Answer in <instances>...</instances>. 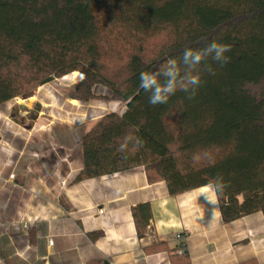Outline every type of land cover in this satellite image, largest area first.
Here are the masks:
<instances>
[{
	"label": "trees",
	"instance_id": "trees-1",
	"mask_svg": "<svg viewBox=\"0 0 264 264\" xmlns=\"http://www.w3.org/2000/svg\"><path fill=\"white\" fill-rule=\"evenodd\" d=\"M213 41L228 63H185ZM73 73L68 99L90 103L103 86L126 107L83 136L75 183L143 167L174 197L218 179L225 223L264 214V0H0V106ZM171 83L166 103H149ZM133 215L143 238L151 208ZM180 250L174 264H190Z\"/></svg>",
	"mask_w": 264,
	"mask_h": 264
},
{
	"label": "crops",
	"instance_id": "crops-1",
	"mask_svg": "<svg viewBox=\"0 0 264 264\" xmlns=\"http://www.w3.org/2000/svg\"><path fill=\"white\" fill-rule=\"evenodd\" d=\"M49 85L18 105L21 122L12 101L0 106V264H174L182 244L190 264H264V214L225 223L206 186L173 197L143 167L75 183L82 138L110 111ZM142 205L152 217L139 238L133 210ZM159 244L168 250L147 253Z\"/></svg>",
	"mask_w": 264,
	"mask_h": 264
},
{
	"label": "clouds",
	"instance_id": "clouds-1",
	"mask_svg": "<svg viewBox=\"0 0 264 264\" xmlns=\"http://www.w3.org/2000/svg\"><path fill=\"white\" fill-rule=\"evenodd\" d=\"M230 51V47L225 44H221L218 42H211L206 46L204 50L198 53L186 52L185 54V63L189 64L192 67H195L201 60L211 57L215 62L220 63L221 65L228 63V57L225 53ZM142 83L148 84L147 74H142ZM200 79L198 75H189L187 78V82L184 85V90L190 92L191 95H194L196 87L199 86ZM175 84L171 83L165 88L163 91L159 88L154 90L149 97V103L156 105L167 102V98L169 94L174 93ZM221 187L219 180L217 179L216 183L213 184L209 182V184L203 189V192L207 194L206 198L209 202L214 203L216 199V191Z\"/></svg>",
	"mask_w": 264,
	"mask_h": 264
},
{
	"label": "rangeland",
	"instance_id": "rangeland-1",
	"mask_svg": "<svg viewBox=\"0 0 264 264\" xmlns=\"http://www.w3.org/2000/svg\"><path fill=\"white\" fill-rule=\"evenodd\" d=\"M81 80H82L81 78H75L74 79L72 77H70L68 81H62L61 79H58V80L54 81L53 83H51L47 87V89H50L52 91L54 90L56 92H59L65 99H68L67 96H66L67 91L70 90V88L73 87V85H75L76 83L80 82ZM93 92L97 96V99L96 100H94V101H92L90 103H87V104H83V103H80V102L79 103L81 105H89V104H92L93 105V104H96V105H99V107L100 106L101 107H104V108H107L108 107V110L110 111V113L116 112L117 111V106L120 107V108H122L121 111L125 108V105L123 103L110 100L111 97H112V94H111V92L107 88H105L103 86H96L93 89ZM34 93H36V92H34ZM25 98H27V97L18 98L16 100L12 101V103H11V106L14 107L13 112L15 111L17 120L19 122L22 121V118L20 117L21 115H19L20 109L18 108V105L19 104H25V102H26L25 100H28V99H25ZM69 100H71V99H69ZM74 101H76V100H74ZM116 102H117V104H116ZM112 103H114V104H112ZM40 109H41V105L38 104V103L33 106V111L34 112H37ZM34 112H33V114H31V115H29L27 117L28 121L29 120H32L35 117V113ZM107 114H109V113H106L105 115H107Z\"/></svg>",
	"mask_w": 264,
	"mask_h": 264
},
{
	"label": "built area",
	"instance_id": "built-area-1",
	"mask_svg": "<svg viewBox=\"0 0 264 264\" xmlns=\"http://www.w3.org/2000/svg\"><path fill=\"white\" fill-rule=\"evenodd\" d=\"M14 178H15V174H12V175L10 176V179H14ZM98 213H99L100 215H103V214H104V210H99ZM174 239L177 240V241H180V242H184V241H185V237L182 236L181 234L176 235V236L174 237Z\"/></svg>",
	"mask_w": 264,
	"mask_h": 264
},
{
	"label": "bare ground",
	"instance_id": "bare-ground-1",
	"mask_svg": "<svg viewBox=\"0 0 264 264\" xmlns=\"http://www.w3.org/2000/svg\"><path fill=\"white\" fill-rule=\"evenodd\" d=\"M70 77H72L74 79L75 78H81V79L83 78V76L80 73H73L72 75L66 76V77L62 78L61 80L62 81H68Z\"/></svg>",
	"mask_w": 264,
	"mask_h": 264
},
{
	"label": "water",
	"instance_id": "water-1",
	"mask_svg": "<svg viewBox=\"0 0 264 264\" xmlns=\"http://www.w3.org/2000/svg\"><path fill=\"white\" fill-rule=\"evenodd\" d=\"M106 264H108V263H106Z\"/></svg>",
	"mask_w": 264,
	"mask_h": 264
}]
</instances>
